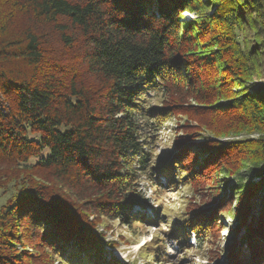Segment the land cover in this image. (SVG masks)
Segmentation results:
<instances>
[{"label":"trees","instance_id":"trees-1","mask_svg":"<svg viewBox=\"0 0 264 264\" xmlns=\"http://www.w3.org/2000/svg\"><path fill=\"white\" fill-rule=\"evenodd\" d=\"M251 15L254 45L241 34ZM263 52L264 0H0V264H120L101 218L147 225L131 206L144 202V175L199 199L167 222L183 249L192 230L209 264H264V204L250 219L264 184V84L246 85ZM223 114L234 134L209 124ZM173 116H185L183 133L157 159L153 140ZM224 214L236 225L221 247Z\"/></svg>","mask_w":264,"mask_h":264},{"label":"rangeland","instance_id":"rangeland-1","mask_svg":"<svg viewBox=\"0 0 264 264\" xmlns=\"http://www.w3.org/2000/svg\"><path fill=\"white\" fill-rule=\"evenodd\" d=\"M207 1V0H206ZM215 8V7H214ZM213 10L210 11V13ZM248 14V13H245ZM195 17L194 14H186L185 19L191 20ZM249 22H245L243 31L241 34L248 38L252 45L257 44L258 40L255 34L256 28L255 25L258 23L256 22V16H249ZM253 21V23H251ZM242 41L241 39H239ZM251 45V46H252ZM263 54H257V61L260 67L262 75L259 78H252V81L246 83L249 87H252L250 92H254L264 84V56L260 57ZM221 70V68H220ZM213 78L219 80L218 73L211 72ZM239 89H237L238 91ZM148 101H151L153 106H159L160 100H155L152 98L154 92H148ZM238 115V114H237ZM221 115V116H214L211 115L210 123L214 125L220 126L218 129L220 132L225 131V136L234 134L236 129H239L241 126H237L235 124L237 119H233L230 116ZM239 117V115H238ZM227 118H231L228 120ZM186 121L185 116H173L169 121L164 122L162 125V129L160 133L155 136L153 140V147L155 150V158L161 159L166 153L170 152V149L173 147V144L178 140V137L182 135V131L180 129V125H184ZM206 123L208 121L206 120ZM196 124V123H195ZM228 128V129H227ZM226 129V130H225ZM210 132V130H209ZM212 132V131H211ZM242 133H245L244 131ZM202 135L201 133H199ZM207 135V134H205ZM243 136H246L243 134ZM250 168L253 167L252 164L248 165ZM260 168H264L261 167ZM226 177L220 176L219 179L223 181ZM163 182H166L167 178L162 177ZM179 181V180H177ZM156 183V182H155ZM227 183L224 182L223 184ZM157 184V183H156ZM227 184L224 185L226 187ZM139 189L143 193L141 203H134L131 205L135 211L145 213L147 225H142L133 228H128L124 224H122L119 220L116 219H108V218H101L103 227L99 228L100 231H103V238L106 241H103L107 246H109V252L111 255L116 258L120 264H209L211 261L210 254L206 252L208 250V246L202 248L199 244V237L198 234L191 230L190 239L188 240V247L183 249L175 239L170 236L172 232V226L178 223L179 217H181L190 206H193L197 203L195 200V195L193 194V190L189 185L181 186L179 188H173L172 190L168 191L164 187L160 185H155L153 182L146 178V176H142L139 182ZM228 191V190H227ZM161 197L163 199V208L159 205L158 206V198ZM162 203V201H161ZM264 204V184L259 192V194L252 199L251 208L252 214L250 219L255 223L258 218L259 212ZM159 212V215H158ZM160 216V220H158L157 224L153 223L152 220H156ZM170 219L173 222V225L167 224L168 220ZM223 231H221V247L224 246L226 241H229L232 237L229 231L230 228L236 225V220L234 217L225 216L221 218ZM245 232L243 228L241 232L238 234V239H240ZM200 233V231H199ZM159 238L163 239L162 251H165L164 254L161 255V251H153L150 245H155L161 243ZM110 243V244H109ZM150 250H149V248ZM244 249L247 251L246 246ZM58 263V262H57ZM60 264V263H59Z\"/></svg>","mask_w":264,"mask_h":264}]
</instances>
